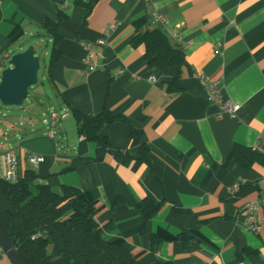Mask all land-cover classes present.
Masks as SVG:
<instances>
[{
	"label": "crops",
	"instance_id": "0c3cea01",
	"mask_svg": "<svg viewBox=\"0 0 264 264\" xmlns=\"http://www.w3.org/2000/svg\"><path fill=\"white\" fill-rule=\"evenodd\" d=\"M75 1L0 0L4 60L35 49L43 19L55 21L58 12L66 17L58 31L59 60L46 71L57 102L50 113L66 116L57 132L32 126L16 147L0 144V153L16 150L21 174L33 170L27 154L44 157L34 169L38 181L57 191L78 188L96 209L100 237L126 247L141 264H264V195L258 187L264 168H222L234 145L250 149L264 135V0H98L88 15ZM140 19L147 22L143 31L158 30L183 51L179 93L167 92L172 69H148L143 48L131 47L132 24ZM99 40L104 45L95 49L90 69L82 45ZM203 77L240 105L235 119L218 118ZM104 108L124 119L104 129L108 150L78 138L71 121L73 111L91 117ZM129 127L141 134L131 137ZM142 144L150 167L136 160ZM145 198L163 204L139 235L143 219L135 206ZM256 199L261 228L254 235L241 225V208ZM153 235L161 240L155 247ZM181 235L189 239L187 252ZM244 250L252 253L240 258ZM0 264L11 263L4 257Z\"/></svg>",
	"mask_w": 264,
	"mask_h": 264
},
{
	"label": "trees",
	"instance_id": "16d2710c",
	"mask_svg": "<svg viewBox=\"0 0 264 264\" xmlns=\"http://www.w3.org/2000/svg\"><path fill=\"white\" fill-rule=\"evenodd\" d=\"M98 0L87 2L75 1L76 6L86 10L88 15ZM66 17L57 13L55 21L43 19L41 29L52 42L46 71L59 60L57 45L59 25ZM146 20L140 19L132 24L134 36L130 41L132 48H143L145 63L150 70L172 69L174 76L166 84L169 94L182 91L181 74L184 64V53L172 46L167 37L158 30H142ZM50 78L48 77V81ZM78 138L100 146L103 150L112 148L103 135L104 129L123 118L111 114L106 108L97 116H84L72 112ZM131 137L141 133L129 127ZM117 154H125L117 151ZM136 160L150 167L148 149L142 144L138 149ZM264 168V156L253 153L249 148L234 145L222 168L227 170L234 165L243 171H249L253 165ZM34 170L24 171L17 184L0 181V231L16 252L22 264H141L134 259L128 249L122 245L108 243L98 232L96 209L82 198L76 187L62 186L59 191L48 184L38 181ZM162 202L150 199L141 200L135 210L143 219L138 230L139 235L146 232L147 222L160 210ZM184 252L188 251L189 239L180 236ZM161 240L151 236L152 247L158 246ZM252 252L244 250L248 255ZM152 264H173L169 261H156Z\"/></svg>",
	"mask_w": 264,
	"mask_h": 264
},
{
	"label": "built area",
	"instance_id": "2783aa9c",
	"mask_svg": "<svg viewBox=\"0 0 264 264\" xmlns=\"http://www.w3.org/2000/svg\"><path fill=\"white\" fill-rule=\"evenodd\" d=\"M153 22L161 23L167 26L166 21L161 17H154ZM171 34V32L169 33ZM102 40L96 41L95 43H84L83 49L85 52V62L89 65L90 69L94 68L93 59L94 52L97 47L103 46ZM202 88L205 91L207 101L218 108V118L221 116H227L231 119L237 117L240 111V105L233 101L226 99L217 82L211 81L208 77L201 78ZM64 115L63 117H65ZM63 117L58 114H51L50 126L52 129L55 128L57 122ZM250 150L253 153L264 156V135H259L255 142L251 145ZM44 162V157L35 154L26 155V163L34 170L38 165ZM23 173L19 172V160L18 153L16 150H8L0 153V181L7 184H17L22 178ZM240 187L239 183H234L233 190H237ZM260 189V197L264 195V179L258 182ZM260 205L259 200H254L245 203L241 208V214L243 217L242 227L243 229L251 234H259L261 228V222L255 212L258 211ZM6 257L2 248H0V259Z\"/></svg>",
	"mask_w": 264,
	"mask_h": 264
},
{
	"label": "rangeland",
	"instance_id": "374dc122",
	"mask_svg": "<svg viewBox=\"0 0 264 264\" xmlns=\"http://www.w3.org/2000/svg\"><path fill=\"white\" fill-rule=\"evenodd\" d=\"M39 33L41 36L33 40L36 56L40 62L38 83L28 89V98L21 107H2L0 105V144L10 148L16 147L18 137L25 134V132L27 133L32 126L41 133L52 130L50 112L52 108L57 106V102L46 75L52 43L43 32ZM3 68H7V65L6 60L1 57L0 71ZM71 119L74 123L73 118ZM56 125L58 126V122ZM57 126L53 129L55 132H57ZM59 138V135H56V143Z\"/></svg>",
	"mask_w": 264,
	"mask_h": 264
},
{
	"label": "water",
	"instance_id": "95a60500",
	"mask_svg": "<svg viewBox=\"0 0 264 264\" xmlns=\"http://www.w3.org/2000/svg\"><path fill=\"white\" fill-rule=\"evenodd\" d=\"M7 68L0 71V105L21 107L28 98V89L38 83L39 58L33 47L6 59ZM0 248L11 264H22L16 252L0 231Z\"/></svg>",
	"mask_w": 264,
	"mask_h": 264
}]
</instances>
